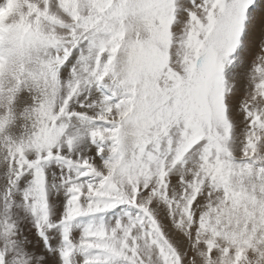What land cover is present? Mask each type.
Wrapping results in <instances>:
<instances>
[{
	"label": "snow or ice",
	"instance_id": "snow-or-ice-1",
	"mask_svg": "<svg viewBox=\"0 0 264 264\" xmlns=\"http://www.w3.org/2000/svg\"><path fill=\"white\" fill-rule=\"evenodd\" d=\"M0 264H264V0H0Z\"/></svg>",
	"mask_w": 264,
	"mask_h": 264
}]
</instances>
